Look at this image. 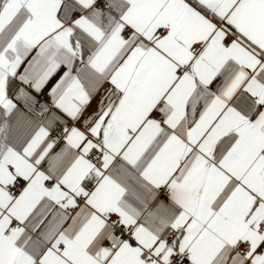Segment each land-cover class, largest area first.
I'll list each match as a JSON object with an SVG mask.
<instances>
[{"label": "crops", "instance_id": "0c3cea01", "mask_svg": "<svg viewBox=\"0 0 264 264\" xmlns=\"http://www.w3.org/2000/svg\"><path fill=\"white\" fill-rule=\"evenodd\" d=\"M96 1L0 0V264H150L161 244L171 246L173 229L182 228L177 244L187 234L203 160L264 156V20L205 17L162 48L151 30L153 0H106L109 12L93 9ZM242 3L233 0L229 13ZM45 56L53 61L52 125L71 121L80 148L103 140V157L113 158L75 189L50 173L53 194L28 168L38 152L27 153L36 93L24 77ZM182 64L189 75L217 74L207 87L193 76L180 112L170 101L190 87ZM17 178L26 183L12 196L4 185ZM76 198L84 203L69 216ZM112 212L125 225L142 221L138 246L109 247L119 242Z\"/></svg>", "mask_w": 264, "mask_h": 264}, {"label": "snow or ice", "instance_id": "6c2138e0", "mask_svg": "<svg viewBox=\"0 0 264 264\" xmlns=\"http://www.w3.org/2000/svg\"><path fill=\"white\" fill-rule=\"evenodd\" d=\"M232 3L233 0H153L151 30L162 37L159 44L163 48L173 37H182L202 21L207 23L205 17L217 22L225 14L240 20L251 17L264 20V0H244L235 12L229 13ZM52 71L53 61L45 56L24 77L25 83L32 82L36 93L31 109L35 131L27 153L31 156L38 152V156L28 168L36 173V182L44 194H53L46 185L51 179L50 173L59 176L60 184L75 189L89 174L101 175V168H108L113 160L80 148L74 133L52 125L50 97L55 90L48 88ZM180 71L185 73L190 87L185 95H178L170 103L182 112L188 96L196 88L193 76L199 75L207 87L217 72L205 75L197 69L189 75L186 66ZM3 76L0 73V78ZM220 103L219 96L212 101L213 106ZM200 169L202 196L193 211L194 219L188 225L187 234L179 244L175 240L168 247L161 244L156 252L162 255L150 264H264V156L254 161V158H236L230 154L222 160H203ZM150 251L145 250L143 255L148 256ZM138 264H146L145 259H139Z\"/></svg>", "mask_w": 264, "mask_h": 264}, {"label": "built area", "instance_id": "2783aa9c", "mask_svg": "<svg viewBox=\"0 0 264 264\" xmlns=\"http://www.w3.org/2000/svg\"><path fill=\"white\" fill-rule=\"evenodd\" d=\"M93 9L98 10V11H103V12H107V11L109 12L112 10V5L110 4V2H108L106 0H97L93 4ZM132 31H133V29L129 26H125L123 28V32L126 34L131 33ZM205 44H206V41H202L199 44L197 50L199 51V50L203 49ZM182 66H186L187 71L190 69V66L188 64H182L178 67V73H180V74L184 73L183 71H180V68ZM72 124L73 123L71 121L67 120V121H64L62 123L55 124L54 127H58L61 130H63L64 128H67L69 130L70 127L72 126ZM64 134L66 135L67 133H64ZM89 152H95V153H97L98 156L103 157V154H104V142H103V140H100L99 142H97L89 150ZM52 182H53L52 180L49 181L50 184ZM25 183H26V181L24 179L17 178L8 184H5L4 190L6 192H8L9 194H11L12 196H16L17 194H19L21 192ZM83 203H84V201L82 198H76L75 206L70 209L69 216H72L76 212L77 208L80 205H82ZM108 221L111 224L112 232H113L114 236L117 237V239L119 241L117 243L116 242H110L109 243L110 248L115 249L118 246V244H126V245H129L131 247L138 246V241L136 239V231L142 223L141 220H139L138 222H136L134 224L125 225L124 223H122L119 215L112 212L108 216ZM14 224H15V226L19 225V223L17 221H15ZM181 232H182V228L173 229L168 236V242L172 243L173 240H175L176 238L179 237ZM60 246L63 247L64 244L62 243ZM152 259H154V257L148 258L147 261L150 262Z\"/></svg>", "mask_w": 264, "mask_h": 264}, {"label": "trees", "instance_id": "16d2710c", "mask_svg": "<svg viewBox=\"0 0 264 264\" xmlns=\"http://www.w3.org/2000/svg\"><path fill=\"white\" fill-rule=\"evenodd\" d=\"M15 85H16V81L14 79L10 78L9 81H8V94L12 93V91L15 88Z\"/></svg>", "mask_w": 264, "mask_h": 264}]
</instances>
